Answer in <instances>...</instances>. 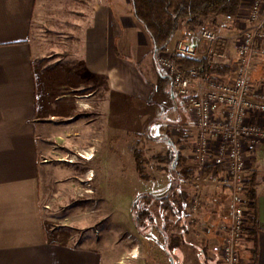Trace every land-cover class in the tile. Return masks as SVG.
<instances>
[{"label":"crops","instance_id":"0c3cea01","mask_svg":"<svg viewBox=\"0 0 264 264\" xmlns=\"http://www.w3.org/2000/svg\"><path fill=\"white\" fill-rule=\"evenodd\" d=\"M252 1L242 0L241 11L246 14ZM241 25L238 18L230 20L226 15L208 21L205 27L231 35ZM202 29L183 22L167 48L186 39L198 44V59L206 57L207 46L199 41ZM154 47L132 0H0V264H105L104 255L112 248L102 236L105 212L98 208L90 214L87 209L101 203H97L95 189L88 187V176L95 172L91 167L73 170L70 165L110 152L103 144L106 137L96 146L97 137L87 131H99L94 121L100 118L101 134L110 133L115 120L108 115L119 108L121 94L145 103L154 93L153 102L172 95L171 79L158 65L160 51ZM208 56L227 65L236 56L233 40L224 39ZM253 73L256 81L264 79L263 54L255 57ZM79 111H86L85 119L74 125L82 116ZM157 118L149 127L150 141L169 139L175 146L172 153L168 148L153 154V159L164 164L181 150L166 135L171 127L167 129ZM191 119V124L187 120L179 127L193 129L185 139L195 141L198 133ZM156 125L157 131H151ZM76 148L88 150V155L66 161ZM181 153L188 161L180 167V180L187 182L183 187L190 196L193 185L187 178L196 174L197 164L192 152ZM249 155V183H253L255 198L238 254L241 263L248 264L255 237V264H264V142ZM79 185L92 191L79 196ZM159 187L150 193L162 196L169 190L161 193ZM199 195L198 208L187 211L188 232L182 235L180 227L176 233L181 237L179 245L168 251L169 236L161 231L158 246L166 255L163 264H221L232 213L230 191L206 182ZM75 197L79 200L74 201ZM99 222L103 223L97 227L100 232L96 233V227L91 232ZM149 233L158 235L153 230ZM132 252L138 255L131 256L134 262L138 253L144 260V252L137 253L136 248Z\"/></svg>","mask_w":264,"mask_h":264},{"label":"built area","instance_id":"2783aa9c","mask_svg":"<svg viewBox=\"0 0 264 264\" xmlns=\"http://www.w3.org/2000/svg\"><path fill=\"white\" fill-rule=\"evenodd\" d=\"M227 17L242 21L235 33L226 35L207 26L199 41L206 44V54L210 55L224 39L233 40L236 56L227 64L231 67L229 74L214 75L205 67H192L185 72L178 57L198 59L200 54L198 44L186 39H178L172 49H162L157 60L171 79L175 95L189 108L198 133L192 147L197 172L187 178L193 185L187 211L198 208L199 191L206 182L228 187L232 213L221 247V264H242L238 245L246 234L251 212V207L246 206L250 190L249 152L264 142V79L253 78L255 57L264 55V0H253L246 14L240 9L237 16ZM207 58L210 66L215 64ZM87 155L88 150L76 148L73 156L68 155L65 160L74 162L75 156ZM91 177L93 174L88 176ZM88 191L92 189L82 188L78 195L84 196ZM95 231L99 233L100 229L96 227Z\"/></svg>","mask_w":264,"mask_h":264},{"label":"rangeland","instance_id":"374dc122","mask_svg":"<svg viewBox=\"0 0 264 264\" xmlns=\"http://www.w3.org/2000/svg\"><path fill=\"white\" fill-rule=\"evenodd\" d=\"M156 94L154 93L149 103L135 99L131 95L121 94L119 108L116 107L108 115L112 121L115 120L110 133L106 136V133L104 135L101 134L100 118L94 121V124L99 126V131L96 128L94 131L91 129L87 131L89 136L93 132L97 137V139L93 140L96 146L101 144L98 143L99 140L106 137L103 144L110 152L108 154L105 153L104 155L107 156H104L103 151L91 161L83 162L79 160L70 165L73 170L79 167H91L95 172L91 181L88 182V187L95 189L94 196L98 198L97 203L99 201L101 203L96 204L95 207L89 206L87 209L90 214L94 210L97 211L98 208L105 212L106 227L102 230V236L106 237L112 247L110 254L104 255L105 264H115L114 261L116 260H118L116 264H146L144 263L145 259L148 261L147 264H163V261L166 260V255L162 253L163 248L158 246L162 244V228L157 226L153 229V231L158 232V235L141 234L132 216L133 203L140 194L150 191L155 192L156 187L159 186L162 188L161 193H165V189L167 187L171 188L172 179L175 178L171 162L167 160V162L162 164L160 159L152 158L153 154L155 155V153L162 152L168 148L171 153L175 151V146L169 139L150 141L148 131L151 123L155 120L154 118L158 117L161 123L167 125V129L171 127L166 132V135L177 143L176 149L187 154L192 152L193 141L185 138L189 137L187 136V131L192 132L193 129H188L187 131L181 129L177 133L179 125L186 124L187 120H189L188 124L192 122L189 108L177 95L173 97L170 94H165L157 100L158 102H153L156 99ZM77 113L82 116L73 122L74 125L84 120V115H86V111ZM158 126L162 127L161 124H158ZM153 127L151 131H157V125ZM81 128L84 130L85 125L83 124ZM79 139L80 137H78ZM136 149L144 152V156L147 159L145 169L150 174L149 178L141 177L138 171ZM75 160L77 161L78 159L76 158ZM158 166H163L164 168L160 170ZM179 182L181 186H185V183H187ZM81 188V185H79L77 190ZM158 191H160V187ZM76 200H79V198L75 197L74 201ZM152 206L157 216V222L165 225V233L167 235L179 232L183 222L179 215L169 212L170 219L165 221L161 215L162 207L158 204H153ZM100 226H103V223L95 224L90 228L91 232H94L95 227ZM127 243L129 244L128 246ZM134 248H136L137 253L141 251V254H143L144 252V260H140L141 255L138 253L139 257L134 262L131 257V252Z\"/></svg>","mask_w":264,"mask_h":264},{"label":"trees","instance_id":"16d2710c","mask_svg":"<svg viewBox=\"0 0 264 264\" xmlns=\"http://www.w3.org/2000/svg\"><path fill=\"white\" fill-rule=\"evenodd\" d=\"M132 2L135 15L150 32L157 52L167 48L183 22H187L192 28H204L208 21L216 17L237 16L242 5V0H132ZM208 60L207 57L201 59L178 57L179 65L185 72H188L192 67H205L211 74L221 76L231 72L230 66L218 63L210 66ZM178 153L177 159L175 152L167 157V160L171 162L172 171L175 173V178L172 179V186L168 192L162 196L145 192L140 194L133 203L132 216L141 234H147L157 226L166 231L165 225L157 222L153 204L162 207L161 215L165 221L170 219L169 212L179 215L183 221L181 224L182 235L188 232L186 203L190 196L188 190L179 182L181 181L180 167L186 164L188 158L181 151ZM136 161L141 177L149 178L150 174L145 169L147 159L143 151H136ZM247 197L248 207H254L251 199L255 198V188L251 182ZM252 221H254L253 216ZM168 236L169 241L166 249L170 251L172 247L181 243V237L176 236V233H171ZM253 241L251 261L248 264L256 263L257 242L255 237Z\"/></svg>","mask_w":264,"mask_h":264},{"label":"water","instance_id":"95a60500","mask_svg":"<svg viewBox=\"0 0 264 264\" xmlns=\"http://www.w3.org/2000/svg\"><path fill=\"white\" fill-rule=\"evenodd\" d=\"M172 96L175 97V93L173 91V88H172ZM178 156H179V153H177V156L176 157H178Z\"/></svg>","mask_w":264,"mask_h":264},{"label":"bare ground","instance_id":"6f19581e","mask_svg":"<svg viewBox=\"0 0 264 264\" xmlns=\"http://www.w3.org/2000/svg\"><path fill=\"white\" fill-rule=\"evenodd\" d=\"M88 179H92V177L91 178H88ZM131 256L133 257V256H138V255H135V254H133V252H131Z\"/></svg>","mask_w":264,"mask_h":264}]
</instances>
